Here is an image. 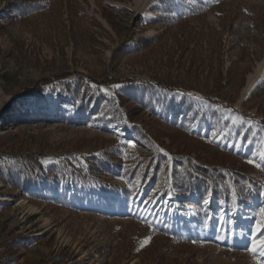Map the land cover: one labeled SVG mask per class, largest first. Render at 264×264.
<instances>
[{
	"label": "rangeland",
	"instance_id": "obj_1",
	"mask_svg": "<svg viewBox=\"0 0 264 264\" xmlns=\"http://www.w3.org/2000/svg\"><path fill=\"white\" fill-rule=\"evenodd\" d=\"M263 62L264 0H0V264H254Z\"/></svg>",
	"mask_w": 264,
	"mask_h": 264
},
{
	"label": "snow or ice",
	"instance_id": "obj_2",
	"mask_svg": "<svg viewBox=\"0 0 264 264\" xmlns=\"http://www.w3.org/2000/svg\"><path fill=\"white\" fill-rule=\"evenodd\" d=\"M117 87H119V85H117ZM104 91L106 94H108L107 89H105ZM188 95L190 96L191 93H189ZM197 99H202V98L197 97ZM131 147L135 148L136 144L135 143L131 144ZM158 150L163 152V149H158ZM163 155L167 157L166 167L172 168L173 158L167 152H163ZM262 159H264V154H262ZM247 163L253 167L261 168V170H264V167H262L260 163H257L255 159H249ZM170 174L171 173H169V175ZM158 190L159 189H157V191ZM168 195L171 198V192H169ZM233 196L235 198V193L233 194ZM204 203L207 205L210 203V201L206 199L204 200ZM259 216H260V219L258 222L255 223L254 234L251 236V239L248 240L246 234L244 233L241 234V242L244 245L245 250L248 251L252 255L254 264H264V208L260 209ZM232 235L235 237L236 234L232 233ZM150 242H151V237H146L142 243V247L147 246Z\"/></svg>",
	"mask_w": 264,
	"mask_h": 264
},
{
	"label": "bare ground",
	"instance_id": "obj_3",
	"mask_svg": "<svg viewBox=\"0 0 264 264\" xmlns=\"http://www.w3.org/2000/svg\"><path fill=\"white\" fill-rule=\"evenodd\" d=\"M260 76L258 77H255V76H250V79H249V83H248V86L246 87V94H250L253 92V90L255 89V87L257 86V83L260 81V80H263L264 79V62L262 64H260ZM258 73V72H257ZM259 75V74H258ZM62 107L61 103L60 102H55L52 104V110L56 109V108H60ZM226 111V110H224ZM227 114H229V116L231 117V119L233 121H236V122H248L247 120H245L244 118H242L241 116H238L237 114L235 113H232V112H228L226 111ZM98 195V194H97ZM96 195V196H97ZM95 196V195H93ZM193 196H195V194H192V198ZM94 199V198H93ZM174 200V198L171 196V198L169 197L168 198V202H172ZM115 203L118 205V207H127L129 205H131L133 203V199H128L126 197H121L119 198L118 200L115 201ZM168 203V204H169ZM32 208V207H31ZM174 210L173 208H171V211ZM178 210V209H177ZM179 214H182L181 211L179 210L178 211ZM191 215H194V211H191L190 212ZM179 218L181 219L182 217L179 216ZM219 226L215 223H210L209 226L206 228V236H214L216 235L217 233H219ZM245 234V233H244ZM247 235V234H246ZM247 239H249L248 235H247ZM236 246H240L242 245V242H241V238L240 239H237L236 241Z\"/></svg>",
	"mask_w": 264,
	"mask_h": 264
},
{
	"label": "trees",
	"instance_id": "obj_4",
	"mask_svg": "<svg viewBox=\"0 0 264 264\" xmlns=\"http://www.w3.org/2000/svg\"><path fill=\"white\" fill-rule=\"evenodd\" d=\"M241 115L244 118H253L247 113H241ZM159 159L165 163L166 166V157L162 155H158ZM185 164L182 162L176 163V165L173 167V174H172V179H173V186L177 189H183L185 191L190 190L191 188H194L197 186L198 188L203 185L205 181L199 179L198 177L193 176L187 168L184 166ZM180 167L184 168V170L181 172ZM168 170V168L166 167ZM210 179L212 182L216 183L217 179L222 180V183H226V178L222 175L221 171H216L215 169H212L209 173ZM206 184V183H205ZM217 186V185H216ZM239 186V185H238ZM197 193H200L197 191Z\"/></svg>",
	"mask_w": 264,
	"mask_h": 264
}]
</instances>
